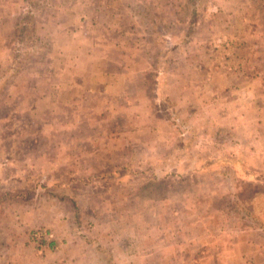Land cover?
Returning a JSON list of instances; mask_svg holds the SVG:
<instances>
[{
  "label": "rangeland",
  "instance_id": "1",
  "mask_svg": "<svg viewBox=\"0 0 264 264\" xmlns=\"http://www.w3.org/2000/svg\"><path fill=\"white\" fill-rule=\"evenodd\" d=\"M0 264H264V0H0Z\"/></svg>",
  "mask_w": 264,
  "mask_h": 264
},
{
  "label": "trees",
  "instance_id": "2",
  "mask_svg": "<svg viewBox=\"0 0 264 264\" xmlns=\"http://www.w3.org/2000/svg\"><path fill=\"white\" fill-rule=\"evenodd\" d=\"M36 9H37V8H36ZM22 29H23V28H22ZM32 36L35 37L34 34H32ZM35 38H36V37H35ZM30 39H31V37H30ZM33 39H34V38H33ZM36 39H38V38H36ZM34 40H35V39H34ZM45 236H46V233H41L40 237H34V239L37 240L38 243H40V244L42 243V244H43V243L45 242L44 240L46 239ZM52 244H53V242H50L48 245L51 246Z\"/></svg>",
  "mask_w": 264,
  "mask_h": 264
}]
</instances>
